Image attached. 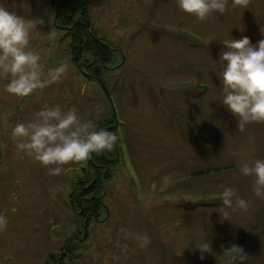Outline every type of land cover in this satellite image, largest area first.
<instances>
[{"label":"rangeland","instance_id":"1","mask_svg":"<svg viewBox=\"0 0 264 264\" xmlns=\"http://www.w3.org/2000/svg\"><path fill=\"white\" fill-rule=\"evenodd\" d=\"M91 1L94 26L123 52L105 73L110 99L66 53L52 0H0L31 24L30 46L45 78L48 69L68 65L59 81L26 97L7 93L9 78L0 77V213L8 218L0 264H44L60 251V226L71 219L84 224L71 209L70 191L88 161L51 175L19 152L11 135L18 122L56 105L96 126L113 118L121 136L105 182L108 218L92 224V248L76 264H212L233 243L247 254L258 247L255 264H264V199L255 196L253 178L239 171L245 160L264 159V123L242 132L219 102L222 38L211 42L214 36H248L254 44L264 38V0H249L247 9L230 0L226 15L213 13L204 22L176 0ZM225 187L248 201L247 212L222 207ZM225 211L231 218H223ZM207 237L218 251L202 258L194 241Z\"/></svg>","mask_w":264,"mask_h":264},{"label":"clouds","instance_id":"2","mask_svg":"<svg viewBox=\"0 0 264 264\" xmlns=\"http://www.w3.org/2000/svg\"><path fill=\"white\" fill-rule=\"evenodd\" d=\"M230 0H176L180 10L199 22L213 13L226 15ZM249 0H231V7L247 9ZM31 24L22 16L0 6V77H8L5 91L26 97L37 89L56 83L68 71L67 64L50 68L44 76V65L38 52L30 46ZM243 31V30H241ZM264 33V28H261ZM222 38L223 48L217 60L220 69L221 95L219 102L231 112L238 129L244 131L252 123H264V38L255 44L248 36L223 38L214 36L211 42ZM16 148L48 168L49 174L59 175L62 166L87 161L93 154L114 151L121 136L107 128H97L85 121L75 109L64 111L60 105L45 107L31 122H18L12 128ZM239 171L253 178L254 194L264 199V159L256 158L240 163ZM168 183V180H165ZM225 209L247 212L248 201L237 195L232 187H225L220 197ZM231 218L230 213H222ZM8 218L0 213V231L7 228ZM144 243L150 242L147 236ZM210 241V243H209ZM194 248L202 253H214L212 241L195 240ZM193 245V244H192ZM219 264H246L248 254L244 247L233 243L225 246L219 255Z\"/></svg>","mask_w":264,"mask_h":264},{"label":"flooded vegetation","instance_id":"3","mask_svg":"<svg viewBox=\"0 0 264 264\" xmlns=\"http://www.w3.org/2000/svg\"><path fill=\"white\" fill-rule=\"evenodd\" d=\"M92 6L91 0H52L55 26L64 33L60 42L68 43V47L65 48V51L69 54L71 61L75 59V51L71 50L72 38L78 21L85 17L88 33L91 35L95 44L99 45L104 51L101 53L102 57L88 52L81 54L77 67L86 77L101 85L105 91V73L110 68H113V66L108 65V61L105 58V50L107 53H113L114 59L116 53H121L122 51L118 46L112 44L111 41L101 34L98 28L94 26V17L91 12ZM65 15L69 17V24H58L57 21L60 19L62 20V17ZM97 128L116 129V125H105V120H103L98 123ZM101 155L105 159L106 154L103 153ZM96 158L98 159L97 154H93L87 160V166L83 167V175L92 174L91 168L94 169V167H96L95 171H93V173L96 172V176L86 185L83 184V181L82 184H78L80 179L76 178L73 180L74 182L70 191L71 209L77 217L84 221V224L81 227V223L78 220L71 219L67 223L68 226H60L61 233L58 237L61 243L60 251L58 254H50L44 264H76L78 258L80 256L82 257L85 252L92 248V244H88L87 242L91 239L94 233L93 230L96 232L95 228L91 230L92 224L96 227L97 225L100 226L101 223L108 218V191L105 182L107 180L106 174L108 169L112 167L114 164L113 161L115 160L107 158L106 164L104 161H99V163L94 164V160H97ZM90 163H93L94 167H90ZM69 228L73 230L70 235L66 233V230Z\"/></svg>","mask_w":264,"mask_h":264},{"label":"trees","instance_id":"4","mask_svg":"<svg viewBox=\"0 0 264 264\" xmlns=\"http://www.w3.org/2000/svg\"><path fill=\"white\" fill-rule=\"evenodd\" d=\"M63 20V21H62ZM62 20H58V24H61V23H64V24H69V17L68 16H64L62 17ZM71 50H74V60H72V63L74 65H78L79 64V59L81 57V54H84V53H90V54H96V56H99V57H102L101 53L104 51L99 45L95 44V42L93 41L91 35L88 33V30H87V23H86V20H85V17H83L82 19H80L77 23V26H76V30H75V33L73 35V38H72V46H71ZM105 58L106 60L108 61V65L111 66L113 63H114V57H113V53H107L106 50H105ZM77 59V60H76ZM113 121V118H108L107 120H105V125L107 124H111ZM109 130H112V131H116V129H109ZM120 142V141H119ZM119 144V143H118ZM105 159L103 158V156L101 154H97V157L98 159L97 160H94V164L95 163H99V161H104L105 164L107 163V158H110V159H113L115 161H113L114 163L118 160L117 156H119V145H117L116 149L114 151H111V152H105ZM92 162V161H91ZM90 167H94L93 163H90L89 164ZM114 165V164H113ZM96 167L91 168V173L92 174H84L82 175L83 177L79 178L80 180L78 181V184H82V181H83V184H87V183H90L92 181V179L96 176V172L93 173V171H95ZM110 167L108 169V172H107V176H106V179L109 178V175H110ZM208 171H211V170H208ZM207 172H203V171H199L198 173L199 174H202V173H205L207 174ZM253 243H256L258 240H257V237L255 236L254 239H252ZM228 247H230L229 245H227ZM218 250L217 248L214 249V252L216 253ZM214 253V254H215ZM259 258V255H258V247H252V250L249 251V254H248V259H247V262L246 264H255L257 263V259ZM212 264H219L218 262H215V260H212Z\"/></svg>","mask_w":264,"mask_h":264},{"label":"water","instance_id":"5","mask_svg":"<svg viewBox=\"0 0 264 264\" xmlns=\"http://www.w3.org/2000/svg\"><path fill=\"white\" fill-rule=\"evenodd\" d=\"M105 91H106V93L108 94V96L111 98V95H110V93H109V90H108V88L105 86Z\"/></svg>","mask_w":264,"mask_h":264}]
</instances>
